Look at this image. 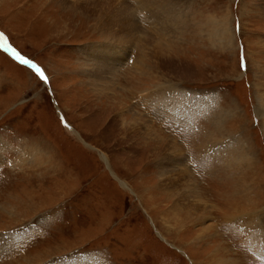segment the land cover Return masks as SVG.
Here are the masks:
<instances>
[{
  "label": "rangeland",
  "instance_id": "1",
  "mask_svg": "<svg viewBox=\"0 0 264 264\" xmlns=\"http://www.w3.org/2000/svg\"><path fill=\"white\" fill-rule=\"evenodd\" d=\"M182 1L171 52L143 57V77L131 72L141 47L116 42L131 65L100 94L84 50L107 43L93 17L58 0H0V38L46 75L0 47V239H15L0 264H217L224 248L264 264V0ZM133 107L151 136L130 128ZM170 141L216 208L210 233L173 212L176 184L159 159Z\"/></svg>",
  "mask_w": 264,
  "mask_h": 264
},
{
  "label": "bare ground",
  "instance_id": "2",
  "mask_svg": "<svg viewBox=\"0 0 264 264\" xmlns=\"http://www.w3.org/2000/svg\"><path fill=\"white\" fill-rule=\"evenodd\" d=\"M133 1L135 2V0ZM136 1L137 5L133 4L134 9L132 10V8H130L123 0H58V5L60 4L64 9H74L85 17H93L96 21V28L100 30L102 29L105 32L103 37H105L104 39L107 40V43L103 44L101 47L103 49L101 51L96 52L97 49H94V46H89L84 49L87 53L86 55L88 59L92 63V68H87V74L91 82L99 89L98 93L100 94L111 91L114 92L115 89L121 88L117 82L116 76L120 72L118 70L124 66V63H126L130 54L133 52L134 49H132V47H141V60L139 58L133 62L131 72L143 77H146V72H148L141 66L143 57L145 59L143 61L153 63L162 54L165 55L168 52H171L172 45L170 44V40L176 38V21L182 17L183 13H186L182 12V10H185V6L188 5V3L184 5L182 0ZM139 4L140 8H137ZM165 8H169L173 11L165 12ZM132 12H137V14L143 16L145 25L141 26L145 30L148 29L150 25L160 26V28H156L152 33L141 31L132 17ZM146 17L149 18V21H147ZM224 19L225 17L218 20L215 19L214 28L215 33L223 39L227 34H230L231 37L233 36L229 23ZM165 39L168 41H165L166 43L163 44V40ZM116 42H124L128 45H132L131 47H128L129 50H131V53H129L125 60L124 56L126 51L118 46H114ZM0 47L11 53V55L18 56L9 45L1 44ZM126 65L130 66L131 64L126 63ZM36 67L39 66L36 65ZM261 79L264 80V73ZM148 97L150 100H154L152 103L155 105L152 104L151 107L154 112L164 117L174 116L175 108L173 109L172 105H165L163 104L164 102L157 103V96L148 95ZM144 100V104L146 105V99ZM130 110L134 115L133 118L131 117L132 120L129 124L130 128L134 132L144 130L143 135L141 134L142 137L151 136L150 133L153 132V126L144 122L143 115H141V113H139L134 107L133 109L130 108ZM164 144V151L163 154L159 156V159H161V165L163 166L162 171L163 174H165V178L173 180L176 184L175 195L177 198L176 204L173 207V212L178 210L182 212L181 215L184 214L185 219H181V225L185 226V222H187L185 220L187 219L196 218V221L203 222L202 232L204 234L210 233L213 228L217 227L216 224L211 222L210 217V214H212L216 208L212 205V209L209 210V202L206 199H203L200 186L189 174V171L191 170V167L188 164L189 162L187 163V160L181 156L179 149H177L176 142L170 141V143ZM162 161L164 162L162 163ZM194 221L195 219L192 220V222ZM14 242L15 239L8 236L0 239V252H3V250H5L3 248L5 247H7V249L12 247ZM224 250L227 253L226 255L230 256L228 249L224 248ZM219 251L220 249L215 251L216 256L219 254ZM228 256L227 259L223 257L220 258L217 264H240L237 258L232 259Z\"/></svg>",
  "mask_w": 264,
  "mask_h": 264
},
{
  "label": "snow or ice",
  "instance_id": "3",
  "mask_svg": "<svg viewBox=\"0 0 264 264\" xmlns=\"http://www.w3.org/2000/svg\"><path fill=\"white\" fill-rule=\"evenodd\" d=\"M22 62H23V63H29V61H27V60H23ZM241 63H242V67H243V66H244L243 56H242V58H241ZM31 66H32L33 68H36L35 65H31ZM36 71H37V73L40 74L41 78H44L43 73L40 72V69H39V68H36Z\"/></svg>",
  "mask_w": 264,
  "mask_h": 264
},
{
  "label": "water",
  "instance_id": "4",
  "mask_svg": "<svg viewBox=\"0 0 264 264\" xmlns=\"http://www.w3.org/2000/svg\"><path fill=\"white\" fill-rule=\"evenodd\" d=\"M1 44H3V41L0 40V45H1ZM15 57H16L17 59H19V58L17 57V55H16Z\"/></svg>",
  "mask_w": 264,
  "mask_h": 264
}]
</instances>
